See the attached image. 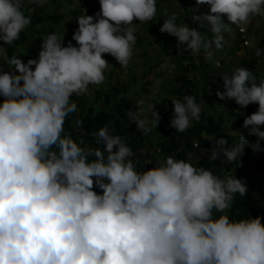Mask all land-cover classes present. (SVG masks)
Segmentation results:
<instances>
[{"label":"clouds","instance_id":"1","mask_svg":"<svg viewBox=\"0 0 264 264\" xmlns=\"http://www.w3.org/2000/svg\"><path fill=\"white\" fill-rule=\"evenodd\" d=\"M42 2V0H41ZM23 0H0V41L11 45L31 24L22 10ZM96 17L76 20L71 42L64 34L42 38L38 59L13 56L0 69V264H264V224L261 217L232 220L226 211L234 196H245L247 185L234 175L221 178L212 171L172 156L162 163L137 169L132 149L105 125L93 133L95 144L65 133L66 117L77 111L71 100L88 92L89 85L105 81L110 54L127 67L136 42V25L153 20L156 0H99ZM210 5L207 14L192 19L209 27L211 40L197 28L177 24L175 12L164 20L161 33L177 38L180 53L207 59L213 45L224 46V33L232 26L264 18V0H196ZM226 14L229 23L222 21ZM264 50L257 48L255 55ZM0 53L6 50L0 47ZM220 100H234L240 108L258 104L243 127L264 140V79L240 67L222 75ZM170 126L186 131L199 121L195 97L171 99ZM144 103L138 101L139 105ZM142 119L129 112L130 121L144 135L157 128L160 117ZM77 126L82 121L76 120ZM248 140L228 147L221 138L212 146L211 161L240 158ZM91 158V159H90ZM149 164H151L149 162ZM98 188L102 194L94 189ZM216 213H220L219 216Z\"/></svg>","mask_w":264,"mask_h":264},{"label":"rangeland","instance_id":"2","mask_svg":"<svg viewBox=\"0 0 264 264\" xmlns=\"http://www.w3.org/2000/svg\"><path fill=\"white\" fill-rule=\"evenodd\" d=\"M156 15L151 21L136 25V42L133 47V55L127 67H121L114 57L110 54H103V58L109 63L105 70V81L100 85H89V90L79 97L83 98V107H78L75 116L71 120V125L76 129L81 128L75 124L76 120L82 121V118L92 109L95 113L104 111L110 117L115 113L119 117L120 123L126 128H132V132L139 138V148L137 157L153 162L149 150L153 152L158 147V152L153 153L156 157L155 165L162 163L164 158L171 156L161 152L158 142L167 140L169 135L166 131L153 128L147 134H142L136 127V124L129 119V112L137 114L140 118L151 120L152 113L156 110L159 115L167 105V99L178 96V88L183 80L182 75H187L194 82L192 95L196 103L201 108L199 121H192L189 128L193 131L199 123L206 120V116L213 115L216 119L223 121L225 133L229 134L228 146L239 142L240 134H246L251 138L249 130L243 127V118L250 110L251 114L258 110V104H249L247 109L240 110V106L234 100H220L216 92L224 91L222 75H231L233 71L240 68L243 58L256 57L255 67L249 70L255 75L256 83L259 84L264 79V54L257 57L255 50L263 49L264 45V18L253 17L248 24L232 26L230 33H224V46L217 50L214 45L209 49L212 52L211 58L205 57L201 50L199 56L190 52L180 53V50L186 47L181 45L177 48V38L167 33H161L160 27L165 19L173 12L178 16L177 24L186 23L189 27L197 28L205 40H211L213 33L209 27L200 28L197 22L193 21L195 15L207 14L210 11V5H197L196 0H156ZM22 10L26 16L31 17V24L22 32H25L26 39L23 40L17 53H27L29 59H38V53L41 50L42 38L56 33L63 35L64 41L67 40L69 33L78 28L77 18L84 14L96 17L100 11L99 0H23ZM48 12H61L63 17L58 21L40 18ZM222 21L229 23L227 15H222ZM37 28V31H35ZM162 34V37L160 36ZM64 46V45H63ZM67 46V45H66ZM77 46L78 45H73ZM121 84L120 93L114 95V86ZM190 91V90H187ZM191 92V91H190ZM106 93L112 94V99L106 98ZM182 95L181 101L184 96ZM74 96H76L74 94ZM3 99L2 96H0ZM143 100L142 105L138 101ZM121 103L124 109V115H120L116 104ZM241 112L242 117L239 116ZM110 132L115 133L112 120L107 123ZM264 131V125L260 126ZM79 137L77 140H81ZM95 139V138H94ZM76 140V141H77ZM82 147H95L88 139H82ZM251 138V143H257ZM260 150L254 151L255 155L264 154V140L259 141ZM200 148V147H198ZM203 151L196 149L191 153V160L195 161L196 166H200L196 161L202 158ZM210 158H208L209 160ZM218 162V159L216 160ZM218 167L222 170V178L227 175H235L237 179L242 180L248 188L254 192L261 191L264 194V169H255L250 171L245 179H241L238 168H227L221 163ZM230 216L231 208L226 211ZM217 216L220 213H216Z\"/></svg>","mask_w":264,"mask_h":264},{"label":"trees","instance_id":"3","mask_svg":"<svg viewBox=\"0 0 264 264\" xmlns=\"http://www.w3.org/2000/svg\"><path fill=\"white\" fill-rule=\"evenodd\" d=\"M41 14L39 17L43 19H48L52 21H58L63 17V14L61 12H48L42 17ZM37 31V28L36 30ZM74 32L72 31L69 33V36L66 41L63 42V45H68L69 42H71L73 45H76V42L72 40ZM162 37V34H160ZM26 39L25 32L20 33V37L18 40L14 41L11 45H3V41H0V47H3L6 50V55L3 53H0V69H2L5 72L11 71L9 69L8 65L5 63V61L13 56H16L17 58L23 59L24 63H27L29 60V56L27 53H17V48L19 44ZM264 50V45L263 49ZM264 54V52H262ZM257 63L256 57L251 58H243L241 61V66L246 69H250L252 67H255ZM181 79L183 80L181 86L176 90L178 92V96L176 99L182 98L183 93L192 95V88L195 86L194 82L191 80V78L187 75H182ZM115 93L114 95L120 93L121 91V84H117L114 86ZM190 90V91H187ZM106 98L108 100L112 99V94L106 93ZM71 100L77 104L78 107H83V98L79 96H72ZM3 99L0 98V103H2ZM167 105L163 112L160 113V122L158 124V128L161 131H166L167 135H169V138L167 140H161L158 142L161 152L166 153L167 155H171L172 157L176 159H184L187 160L189 156H191V153L195 151L196 149H201L203 151V156L198 162L200 166H203L210 171L213 172V174L218 175L222 178V170L218 167V164L221 163L222 166H226L227 168L231 169L233 167L238 168V173L241 179H245L250 171L255 169H264V154L263 155H255L253 152V149L251 147V138L254 140L257 139L256 136H251V138L247 137L246 134H243V136L248 140L249 144L245 146L244 151L239 159H237L234 162L228 163L224 162L223 156L218 158V162L211 161L208 158L211 157L212 152L211 148L212 146H216L219 148V145H217V141H219L221 138L228 139L230 136L229 134L225 133V128L223 126V121L216 119L213 115L206 116V120L199 123L198 126H196V130L193 131L191 128H188L184 132H176L174 128L170 126V121L174 115V109L171 102V99H167ZM118 111L120 115H124V109L121 103L116 104ZM245 108H240V110H245ZM248 110V109H247ZM77 112V111H76ZM76 112L69 114L66 117L65 123H64V130L65 133L70 134L71 137L74 140H77L79 137L82 139H88L91 144H93L95 147L103 148L104 145L95 144V139L93 136V133L98 132V130L101 127H104L109 123L110 120H112L114 124L115 133L122 137L125 141V143L132 149L134 156L131 157L133 162L139 161L137 164V169L139 171H144L147 168L154 167V163L156 161V157H154L153 153L155 151L158 152V147H156L153 152L150 150L148 151L150 153V158H153V162L149 164L148 160H144L143 158L137 157V150L139 148V142L141 138L137 137L133 132L132 128H126L120 123V119L116 114L114 113L112 117H110L106 112L100 111L95 113L92 109L88 111V113L82 118V125L81 128L76 129L71 125V120L73 116H75ZM242 117L241 112L238 114ZM251 115L250 110L247 111V114L245 115V118L247 116ZM243 118V121L244 119ZM249 130V129H248ZM78 142V140H77ZM142 142V140H141ZM140 142V143H141ZM143 143V142H142ZM228 146V145H227ZM200 147V148H198ZM229 147V146H228ZM91 159V158H90ZM191 162L195 165V161L191 160ZM248 188V187H247ZM97 191L98 194H102V191L98 188L94 189ZM261 217V222L264 224V194H262L261 191L254 192L251 188H248L247 193L245 196H240L239 194H236L234 196V201L231 206V214L230 219L232 220H240V219H246L251 217Z\"/></svg>","mask_w":264,"mask_h":264}]
</instances>
